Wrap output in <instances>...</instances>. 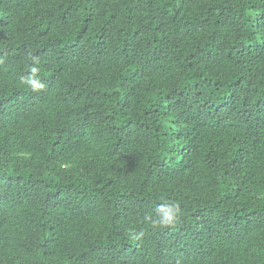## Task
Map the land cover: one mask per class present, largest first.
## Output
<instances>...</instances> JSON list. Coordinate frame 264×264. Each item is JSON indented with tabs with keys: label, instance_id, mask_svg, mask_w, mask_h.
Wrapping results in <instances>:
<instances>
[{
	"label": "trees",
	"instance_id": "16d2710c",
	"mask_svg": "<svg viewBox=\"0 0 264 264\" xmlns=\"http://www.w3.org/2000/svg\"><path fill=\"white\" fill-rule=\"evenodd\" d=\"M0 264H264V0H0Z\"/></svg>",
	"mask_w": 264,
	"mask_h": 264
},
{
	"label": "clouds",
	"instance_id": "9594fccd",
	"mask_svg": "<svg viewBox=\"0 0 264 264\" xmlns=\"http://www.w3.org/2000/svg\"><path fill=\"white\" fill-rule=\"evenodd\" d=\"M32 61L30 75L24 78L23 83L29 86L33 93H39L44 89L45 85L36 78V74L40 71V68L38 67L39 59L37 57H32ZM180 211L179 202L172 200L163 202L156 205L153 208L152 213L145 216V223L153 230L172 228L178 222ZM143 234L142 230L140 235Z\"/></svg>",
	"mask_w": 264,
	"mask_h": 264
}]
</instances>
